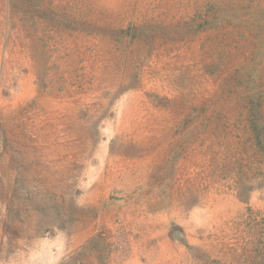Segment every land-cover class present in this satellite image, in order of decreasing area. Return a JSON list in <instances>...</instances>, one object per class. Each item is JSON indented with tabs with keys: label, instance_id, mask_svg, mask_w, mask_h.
<instances>
[{
	"label": "rangeland",
	"instance_id": "rangeland-1",
	"mask_svg": "<svg viewBox=\"0 0 264 264\" xmlns=\"http://www.w3.org/2000/svg\"><path fill=\"white\" fill-rule=\"evenodd\" d=\"M5 152L18 264H264V0H0Z\"/></svg>",
	"mask_w": 264,
	"mask_h": 264
},
{
	"label": "crops",
	"instance_id": "crops-1",
	"mask_svg": "<svg viewBox=\"0 0 264 264\" xmlns=\"http://www.w3.org/2000/svg\"><path fill=\"white\" fill-rule=\"evenodd\" d=\"M46 106L45 108H47ZM4 157L0 159V264H8V262L13 264H18L21 259V256L24 253H30L36 251L39 243L45 244L46 241H49L48 237H65L64 231H61V227L55 225L53 226V221L48 220L45 216L42 217L40 214L35 212H25L17 214H8L6 208H3L2 205L8 204V199H22L24 192L20 189L24 187H17L12 180L7 176L8 173L22 172L17 168H12L7 163V152L2 153ZM21 154L16 153V156ZM21 157V156H20ZM30 172L39 173V172H55V169L51 168H41L40 166H31ZM28 178V176H26ZM9 180V182H8ZM31 182V178L28 179ZM44 184L43 188L49 186L51 181H40ZM27 194V192H26ZM38 194L37 192L34 195ZM31 194L28 193V196ZM53 219V218H52ZM71 226L67 227L68 230ZM66 228V227H65ZM66 228V229H67ZM58 229V230H57ZM74 230V228H71ZM63 230V229H62ZM81 236V232H79ZM159 235V234H158ZM71 238L75 237L70 235ZM61 246L60 250H50L53 252V256L50 257L48 250H44V258H47V261H40V264H68L63 262L62 258L64 251L66 249L65 245H53ZM146 248V247H144ZM15 254L14 258L7 260V254ZM144 254L147 255L146 250ZM50 257V259H48ZM128 263V262H127ZM158 263V262H157ZM156 264V263H155ZM159 264V263H158Z\"/></svg>",
	"mask_w": 264,
	"mask_h": 264
}]
</instances>
